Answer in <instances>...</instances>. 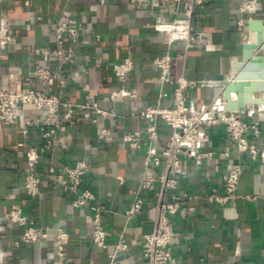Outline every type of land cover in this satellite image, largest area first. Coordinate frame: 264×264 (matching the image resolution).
Masks as SVG:
<instances>
[{
    "label": "crops",
    "instance_id": "crops-1",
    "mask_svg": "<svg viewBox=\"0 0 264 264\" xmlns=\"http://www.w3.org/2000/svg\"><path fill=\"white\" fill-rule=\"evenodd\" d=\"M247 0H210L195 12L192 28L198 32L202 47L185 50L183 43H175L174 56L168 78L184 76L198 84L188 88V103L196 108L219 96L237 73L242 59L243 45L254 42L248 24L237 25L239 7ZM253 19L264 23V0H252ZM173 0H152L139 6L127 1L106 0H0V25L9 27V40H0V85L6 86L11 74L26 78L37 68H48L53 74L61 72L67 86L61 92L57 82L41 86L34 81L32 88L50 95L62 94L74 103H96L116 117L101 118L92 125L74 118L58 132V142L65 150H52L42 158L40 170L50 165L59 169L86 159L90 170L82 183L104 205L103 223L108 231L109 249L92 243L93 211L75 210L73 195L43 179L41 195L32 199L24 190L26 147L20 125L0 121V218L13 207L38 227L50 228L49 238L39 244L14 248L13 242L22 228L4 223L0 227V264H143L140 243L153 230L155 211L153 197L144 195L145 211L130 220L124 212L140 188L144 174L143 152H132L123 142L128 132L148 129L146 121L138 117L147 105L172 107L174 86L161 80L154 65L167 45L158 38L152 24L158 15L166 20L183 21L182 10L173 12ZM64 11H70L85 27L82 38L74 44L75 62L59 68L57 59L47 55L56 47L55 30ZM101 38L100 42L96 37ZM37 50H41L37 52ZM130 59L134 69L127 84L138 92L136 99L112 103L109 95L121 87L112 74V65ZM264 96V95H263ZM44 111L28 108L25 115L41 118ZM114 128L111 140L100 142L97 134L103 127ZM31 142L43 143L38 129L30 131ZM171 131L159 124V135L153 146H165ZM205 151L214 155L207 160L189 159L179 179V193L196 196L189 203L193 213L174 219L175 238L172 252L179 264H264V160L239 153L227 139L223 128L212 129ZM264 150V124L261 137L249 136ZM243 166V173L235 200L218 206L206 199L212 190L223 192L224 178L235 165ZM64 228L70 242L64 257L57 256L55 233ZM123 237L129 249L112 262L109 254Z\"/></svg>",
    "mask_w": 264,
    "mask_h": 264
},
{
    "label": "built area",
    "instance_id": "built-area-1",
    "mask_svg": "<svg viewBox=\"0 0 264 264\" xmlns=\"http://www.w3.org/2000/svg\"><path fill=\"white\" fill-rule=\"evenodd\" d=\"M127 1L139 6L150 5L152 0H117ZM210 0H173V12L177 14L182 10L183 21L166 20L158 15L152 24L158 38L167 45V50L154 61L160 71L163 82L174 86L172 92V107L161 105H147L140 109L138 117L146 121L148 129L128 132L123 137V142L132 152H143L144 174L140 181V188L134 194L132 201L124 212L126 220L141 215L145 211L144 195H151L154 199L152 207L155 211L153 230L146 234L141 243L143 264H179L172 252V242L175 238L174 219L183 217L184 214L193 213L195 208L189 203L196 200L195 195L179 193V179L189 159L207 160L214 155L212 151H205L204 147L210 141V131L223 128L227 139L239 153L251 157H260L264 160V150L249 136L255 139L261 137V126L264 124V104L247 106L238 111L226 110V101L223 92L208 104L196 108L188 103V88H194L198 83L186 79L184 76L171 80L168 75L172 69L174 56L179 52L172 51L175 43H183L185 50L202 47L199 33L192 28L195 12L206 6ZM104 5L106 0H99ZM254 1L247 0L239 7L237 25L245 27L254 20L250 13ZM86 29L73 16L70 11H64L55 30L56 47L52 51H45L47 55L54 56L59 68L75 62L76 44L85 33ZM8 25H0V40H9ZM100 42L101 38L96 37ZM41 50H37L40 52ZM134 63L130 59L112 65V74L121 87L109 95L112 103L125 99H136L138 92L128 89L130 75ZM34 81L45 87L57 82V88L62 92L66 81L61 72L53 74L48 68H37L30 76L23 78L11 74L6 86L0 85V121L20 125L23 142L26 147V167L24 190L28 197L36 199L41 195L43 179L48 180L54 188L73 195L71 206L75 210L90 208L93 211L92 243L104 250L110 248L108 244V231L103 223V214L107 212L104 205L96 203V197L89 189H82V183L90 170L86 159H79L72 165H62L59 169L50 165L46 172H41L40 166L45 154L52 150H65L67 145L58 142V132L65 125H71L74 118H81L92 125L98 124L101 118L116 117L114 111L102 110L96 103L74 104L64 100L61 93L50 95L32 88ZM28 108L44 111L41 118H29L25 115ZM159 124H164L171 131L165 146L158 151L153 143L159 135ZM38 129L43 143L35 145L31 142L30 131ZM114 128L103 127L97 134L100 142L111 140ZM243 166H233L224 178L223 192L212 190L206 199L218 206H225L235 200ZM4 223L17 225L22 232L14 240V248L24 245L39 244L49 238L50 228L38 227L26 217L21 208L16 206L5 212L0 218V227ZM57 256L64 257L65 249L70 242V234L64 228H58L55 233ZM129 249L126 240L121 237L109 254L112 262L120 258L121 254ZM201 264L203 260H201Z\"/></svg>",
    "mask_w": 264,
    "mask_h": 264
},
{
    "label": "water",
    "instance_id": "water-1",
    "mask_svg": "<svg viewBox=\"0 0 264 264\" xmlns=\"http://www.w3.org/2000/svg\"><path fill=\"white\" fill-rule=\"evenodd\" d=\"M248 30L256 35L254 42L243 45L237 73L223 90L226 110L238 111L247 106L264 104V23L254 19Z\"/></svg>",
    "mask_w": 264,
    "mask_h": 264
},
{
    "label": "bare ground",
    "instance_id": "bare-ground-1",
    "mask_svg": "<svg viewBox=\"0 0 264 264\" xmlns=\"http://www.w3.org/2000/svg\"><path fill=\"white\" fill-rule=\"evenodd\" d=\"M263 98H264V96H263Z\"/></svg>",
    "mask_w": 264,
    "mask_h": 264
}]
</instances>
